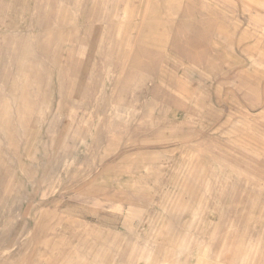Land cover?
<instances>
[{"label": "bare ground", "instance_id": "bare-ground-1", "mask_svg": "<svg viewBox=\"0 0 264 264\" xmlns=\"http://www.w3.org/2000/svg\"><path fill=\"white\" fill-rule=\"evenodd\" d=\"M61 1L35 0L29 17L13 22L4 21L0 11V223L11 217L0 236V264H52L47 240L64 226L58 206L70 200L80 207L100 195L145 232L131 243L123 264H139L142 250L161 246L170 234H176L174 260L193 256L197 223L221 175L231 178L230 194L206 243L217 241L226 211L239 205L235 192L248 176L225 158L259 166L261 157L232 138L226 124L211 119L206 87L211 65L204 56L210 39L186 21L165 46L139 42L124 0ZM246 7L264 11L263 5ZM177 158L182 164L176 184L161 206L123 190L122 178L132 176L136 165L166 160L174 166ZM144 171L150 174L151 167ZM103 183L113 186L102 190ZM186 184L200 191L197 203ZM148 211L154 216L148 218ZM91 228L88 223L82 230L62 228L71 235L65 246L75 253L73 258L51 253L64 257L58 264L92 257L91 264L107 263L115 237ZM82 233L98 252L74 243ZM236 233L229 224L223 237ZM253 249L254 244L238 243L231 264H254Z\"/></svg>", "mask_w": 264, "mask_h": 264}, {"label": "rangeland", "instance_id": "rangeland-1", "mask_svg": "<svg viewBox=\"0 0 264 264\" xmlns=\"http://www.w3.org/2000/svg\"><path fill=\"white\" fill-rule=\"evenodd\" d=\"M74 1L62 0L61 2L70 4ZM77 1H82L84 4H93L94 2V0ZM138 1L137 4H134V0H124L123 2V10L130 13L132 20L137 25L138 41L152 45L157 44L161 47L170 41L177 24L187 21V25L194 26L196 30L206 26L203 19L207 17H213L214 19L228 18L230 23L231 21L238 22L241 14L239 11H242L243 6H247V4H171L173 0H152V4H142L147 0ZM160 1L161 3L168 2L167 4H160ZM34 5L35 0H0V11L4 16V21L13 22L29 17L30 10ZM202 10L206 12L205 17H201ZM191 12L194 13V21L190 20ZM50 21L52 23L56 21L54 15L51 16ZM221 39L225 40L226 38L222 36ZM219 123L221 121H218ZM229 127L230 131L236 135H231L232 138L240 140L246 146L257 151L261 154V157L259 166L225 158L231 165L238 166L248 177L244 178L245 181L241 188L235 192L237 197L235 200L239 205L237 207L236 205L231 206L226 211L225 222L220 227L217 241L212 244L206 243L212 234L215 219L223 212L222 204L230 194L231 178L227 174L219 177L210 197L205 200L204 220L197 223L195 237L192 240L193 256L186 255L174 260L177 250L173 248L172 241L175 240L176 234H170L166 242L161 246L158 245L160 247L152 245L145 251L142 250V260L139 264H157L156 262L163 264L165 261L167 264H199L201 261L204 264H231L233 251L241 241L251 245L254 244L255 249L252 251L254 252V264H264V120L259 122H230ZM167 162L166 160H159L153 163L136 165L132 176L122 178L121 186L123 190L143 197V201L152 203L155 207L161 206L167 198L169 189L176 184L177 171L182 164V160L179 158L171 162L174 166H166ZM145 167H151L150 174L145 173ZM186 185H189L188 189L193 191L194 201L197 203L200 199V191L190 184ZM112 186V184L103 183L100 187L104 190ZM70 203V200H68V202L61 203L58 206L59 223L64 226L58 232L51 234L47 240L48 247L46 249L49 252L48 258L54 260L51 262L52 264L60 263L64 257H57L51 255V253L66 252L67 257H74V249L69 246L66 247L64 242L65 238L68 239L71 236L64 231L69 226L82 230L88 223L92 227V232L96 231L106 238L115 237V247L106 252V264H123L124 259L128 258L132 250L131 243L138 237L145 238L146 236L145 232L137 228L134 223L128 220L125 221V218L118 211L121 208L107 201L101 195L96 197V201L83 200L80 207H74ZM65 209L68 212L64 213L63 210ZM192 210L193 207L185 209L184 217L186 220L190 218ZM210 210H213L216 216ZM148 212V218L154 216L153 212ZM10 221L11 217H8L0 223V236L5 235ZM125 222L129 226L128 230L125 229ZM229 224L236 226L237 233L235 236L223 237L227 233ZM62 228H64L63 231ZM76 242L80 243L85 251H99L94 242L83 233L75 238L74 243ZM160 253H162V258L158 255ZM219 253L221 255L216 259ZM92 260L93 257L91 262ZM91 262L82 258L77 260V263L80 264H91ZM68 264L72 263L68 262Z\"/></svg>", "mask_w": 264, "mask_h": 264}, {"label": "crops", "instance_id": "crops-1", "mask_svg": "<svg viewBox=\"0 0 264 264\" xmlns=\"http://www.w3.org/2000/svg\"><path fill=\"white\" fill-rule=\"evenodd\" d=\"M171 4L264 6V0H173ZM245 9L243 6L239 11L238 22L207 17L203 19L206 26L195 30L211 41L204 54L211 65L206 86L213 109L211 119L226 124V130L230 122L264 120V11L261 7L253 12Z\"/></svg>", "mask_w": 264, "mask_h": 264}]
</instances>
